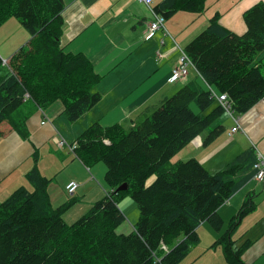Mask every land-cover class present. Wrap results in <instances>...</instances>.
I'll return each mask as SVG.
<instances>
[{
	"label": "trees",
	"instance_id": "obj_1",
	"mask_svg": "<svg viewBox=\"0 0 264 264\" xmlns=\"http://www.w3.org/2000/svg\"><path fill=\"white\" fill-rule=\"evenodd\" d=\"M205 1L163 0L154 10L164 19L180 11L200 16ZM63 9V0H0V25L15 18L31 36L7 67L0 58V127L8 125L23 141L29 136V116L20 112L24 104L44 111L59 101L66 120L74 123L101 100L94 91L101 76L83 54L64 52L60 45ZM242 18L246 29L237 35L220 24L219 15L211 17L184 48L196 76L145 108L133 126L94 122L75 138V156L85 167L105 165L107 193L74 223H66L63 215L76 200L52 206L51 180L39 171L37 151L32 154L26 186L0 202V264H179L198 243L202 223L222 230L218 210L253 179L255 149L241 152L214 174L195 158L173 164L171 159L198 136L204 135L206 146L224 133L222 125L207 133L229 114L214 94L226 95L233 117L264 101V76L256 61L264 51V3ZM151 176L155 180L146 186ZM122 185L126 190L117 192ZM121 196L138 208V220L126 234L118 232L126 221L118 206ZM254 209L249 193L214 242L226 264H245L242 256L252 242L237 244L232 236Z\"/></svg>",
	"mask_w": 264,
	"mask_h": 264
},
{
	"label": "crops",
	"instance_id": "obj_2",
	"mask_svg": "<svg viewBox=\"0 0 264 264\" xmlns=\"http://www.w3.org/2000/svg\"><path fill=\"white\" fill-rule=\"evenodd\" d=\"M162 1L152 0L151 7L154 8ZM258 2L264 3V0H206L205 11H207V19L219 15L222 26L237 35H242L246 29L242 15ZM63 3L64 26L60 45L64 52L83 54L93 70L101 76L96 85L97 90L94 88V91L101 95V100L72 125H68L63 114L64 106L59 101L42 112L30 103L24 104L22 106L24 113L29 116L26 127L30 140L23 141L8 125L0 127L2 132L0 182H8V188L16 185L26 186L24 177L33 166V162H30L33 149L41 155L38 156L40 162L36 163L40 173L43 177H48L49 174L45 173H48L53 162H48L46 166L42 165L45 161L42 152L45 144L49 140L52 141L56 133L58 137L60 136L59 128L69 130L70 138L60 133L67 141H74L94 122H98L103 127L119 124L129 128L134 125V120L145 108L157 106L161 100L172 96L194 77L189 71L185 79L175 84L168 83V78L179 59V52L173 50L175 43L184 50L185 46L206 28L207 21L203 16L193 23L195 16L193 13L177 12L165 19L163 29L155 31L151 38L145 40L143 33L154 17L147 6L138 0H63ZM4 47L0 43V57L8 60L15 53L4 58L2 54ZM13 47L17 49V46ZM157 53L164 55L159 62ZM236 120L238 123L232 119L231 121L224 119L220 124H223L226 134H222L206 146L203 145L204 135L196 137L188 145L191 149L185 151V159L195 158L209 172L204 163L217 151H225L227 154L217 165L216 171L222 170L227 165L224 163L231 153L233 157L250 147H255L264 155V101L258 102L244 115L236 117ZM43 121H46V124L41 125ZM234 127L237 128V132L231 133ZM63 132L65 134V131ZM59 157L61 160L62 156ZM52 159L58 162L57 158L52 157ZM68 160L69 158L64 157L63 163L58 162L63 165L62 170H66L58 188L65 193L67 183L77 182L78 189L73 196H77V201L81 197H90L88 209H91L107 193V187L101 188L95 184V180H101L103 169H90L80 161L72 159H70L72 162L65 165ZM23 166H25L24 172L21 171ZM50 180L52 182V179ZM246 189L238 190L218 210V215L224 223L220 232L213 231L206 222L198 227V243L179 264H226L221 249L212 246L249 194V192L245 193ZM48 194L52 206H59L55 192L48 190ZM118 206L126 218L118 228V232L130 233L138 220V213L135 208L132 212L121 208L119 202ZM67 214L68 212L64 213L63 219L71 224L69 221L72 218ZM250 241L252 245L244 252L242 260L245 264H264V240Z\"/></svg>",
	"mask_w": 264,
	"mask_h": 264
},
{
	"label": "rangeland",
	"instance_id": "obj_3",
	"mask_svg": "<svg viewBox=\"0 0 264 264\" xmlns=\"http://www.w3.org/2000/svg\"><path fill=\"white\" fill-rule=\"evenodd\" d=\"M185 13H187V12H185ZM193 15H195L194 19L192 20L193 23H196L203 16V19L206 20L207 24H208L209 19H207V11H204L200 16L196 15V14H193ZM30 39H31L30 34L20 25V23L15 18H10L6 22H4L2 25H0V43L2 44L3 47L5 46L3 49V52H2L4 58H8V56L10 54L12 55L14 53H17L20 48H22L23 46H26V44L29 42ZM12 46H17V49H15L14 47L12 48ZM8 60H6L7 61L6 65L3 64L6 67L8 66ZM256 60L259 62L260 71H261L262 75L264 76V51L262 53H259L256 56ZM190 71H191L190 75H191V73H193L194 77H195L196 76L195 72L192 69H190ZM95 90H97V86L95 87ZM20 111L24 112L23 108H21ZM224 119H228V121H231L229 115L227 113H224V114H222L221 117H219V119H217V121L213 125H211V127L209 129H207V133L209 131H211L216 125H222L223 126V124H220V123H222ZM44 122H45L44 124H46V121H44ZM67 123H68V125L73 124V123H69L68 121H67ZM41 125H42V122H41ZM76 127L77 126H74V128H76ZM122 127L124 129H128V127H124V126H122ZM59 130H60V133L62 135L70 138L69 130L66 131L63 128H59ZM63 131H65V134ZM226 132L227 131H224L223 135L226 134ZM60 133H58L60 135L59 137L57 136V133H56L53 137V140L52 141L49 140L45 144L43 152H42L44 154L45 161L42 162V165L46 166V164L48 162L49 163L53 162L51 167H49L48 173H45V174L46 175L49 174L48 177H46V178L52 179V182H50V185L48 186V190L55 192L56 200H57L56 202H59V204L61 205L65 202H68L71 198H74L76 200L74 202V204L71 206L72 208L70 207V209L66 211V212H68V214H67L68 217L72 218V219H70L71 221H69V222L74 223L81 216H83L84 214H86L88 212L87 210H89L88 209L89 208L88 203H89L90 197H81L79 199V201H77V196H73V197L67 196L66 192L62 193L60 191V189L58 188L59 182L62 180L63 176L66 174V170H62L63 165H61L58 162L63 163L64 157H66V159L69 158V160L66 162L65 165L72 162V161H70V159L79 161L75 156L76 147L72 151H69L65 146L64 147L61 146L60 138L63 139L67 145H72V143L74 141H67ZM28 135H29V133H28ZM27 140H30L29 136H28ZM251 146H252V143H251ZM190 149L191 148H189V146H186L185 148H183L181 151H179L171 159V163L173 164V163L178 162L179 160L180 161H186V160L190 159L191 157L187 158V159H185V157H184V155L186 153L185 151H188ZM35 151H37V150L33 149V153ZM59 151L62 153H60ZM208 152H210V150H208ZM37 154H38V156H41L38 151H37ZM226 154H227V152H225V151H223V152L217 151L208 159V161H206L204 163L205 167L210 170L209 171L210 174H214V173L219 172V171H216V167H217V165H219L222 162V159L226 156ZM60 155L62 156L61 160L59 157ZM231 155H232V153L229 154V156H227V157L230 158ZM236 156L237 155L235 154V155H233V157L231 156L230 159L227 158V161H225L224 164L230 163ZM52 157L57 158L58 162L54 161L52 159ZM40 160L41 159L39 157L38 162H40ZM30 162H33L32 158H31ZM91 168L92 169L95 168V170L103 169L104 174L101 177V180H95V184L99 185V187H101V188H102V186L106 187L105 180H104V175H105V170H106L105 165L102 162H98V163L92 164L90 169ZM24 169H25V166H23L21 168V171L24 172ZM24 179H25V177H24ZM154 180H155V176H151L150 178L147 179L145 185L149 186L151 183H153ZM26 183H27V181H26ZM8 186H9L8 182H3V183L0 182V202L5 200L12 191L17 189L21 185H16V186H13L11 188L10 187L8 188ZM242 188H247L245 190V193L249 192V193L253 194V203L255 204V209L252 212H250L242 220L241 224H239V226L237 227V229L235 230V232L233 234V240L236 243L238 242L237 244H240L241 242L245 241V239H250L253 241H256V240L262 241V240H264V181L263 182H257L255 180H251ZM121 197H123V196H121ZM118 202L121 205V208H126L130 212H132V210H134V208H135V211L138 213V208H137L136 204L133 202V200L129 196L120 198ZM235 213H237V212H235ZM226 225H227V223H226ZM164 248H165L164 246L161 247V249L163 251H164ZM218 248H220V247H218Z\"/></svg>",
	"mask_w": 264,
	"mask_h": 264
},
{
	"label": "built area",
	"instance_id": "obj_4",
	"mask_svg": "<svg viewBox=\"0 0 264 264\" xmlns=\"http://www.w3.org/2000/svg\"><path fill=\"white\" fill-rule=\"evenodd\" d=\"M138 1L143 3L145 6H147V8L149 9V11L151 12V14L154 17V20L150 23L148 29H146V31L143 33V38L145 40H148L149 38H151L153 36L155 31L164 28L165 19L163 18L162 15L157 14L155 12L154 8L151 7L152 0H138ZM174 49L179 52V59H178L177 65L173 68L172 73H171L170 77L168 78V83H170V84H175V83L179 82L180 80L185 79L187 77L190 69H194V65H193L192 61L186 55L184 50L180 49L176 43L174 45L173 50ZM163 57H164L163 54L157 53V61L158 62ZM2 64L6 65L7 61L2 60ZM214 97L216 98L218 103L224 108V110L230 114V115L229 114L228 115L231 117V119L234 122L238 123L236 120V117H233V115L231 113L230 106L226 102V95L225 94H221V95H215L214 94ZM44 123L45 122L43 121L42 125ZM235 132H237L236 127L232 128V130H231V133H235ZM60 140H61L60 141L61 146H63V147L65 146L69 151H72L76 147L75 144L74 145H67L63 139L60 138ZM254 149H255V147H254ZM255 151H256V164H255L254 168L256 170V173L253 176V180H255L257 182H263L264 181V156L258 150L255 149ZM77 188H78V184L75 181H70L69 183H67V185L65 187L66 192L70 195H72L77 190ZM166 249L167 248L165 247L164 250H166Z\"/></svg>",
	"mask_w": 264,
	"mask_h": 264
},
{
	"label": "water",
	"instance_id": "obj_5",
	"mask_svg": "<svg viewBox=\"0 0 264 264\" xmlns=\"http://www.w3.org/2000/svg\"><path fill=\"white\" fill-rule=\"evenodd\" d=\"M126 188H127L126 185H122V186L118 187L116 191H117V192H119V191H124V190H126Z\"/></svg>",
	"mask_w": 264,
	"mask_h": 264
},
{
	"label": "bare ground",
	"instance_id": "obj_6",
	"mask_svg": "<svg viewBox=\"0 0 264 264\" xmlns=\"http://www.w3.org/2000/svg\"><path fill=\"white\" fill-rule=\"evenodd\" d=\"M192 70L196 73V71L194 69H192Z\"/></svg>",
	"mask_w": 264,
	"mask_h": 264
}]
</instances>
